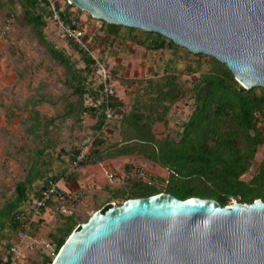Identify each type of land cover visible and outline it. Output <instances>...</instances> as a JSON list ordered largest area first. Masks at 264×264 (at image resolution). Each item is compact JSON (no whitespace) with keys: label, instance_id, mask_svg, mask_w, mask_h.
Instances as JSON below:
<instances>
[{"label":"rangeland","instance_id":"1","mask_svg":"<svg viewBox=\"0 0 264 264\" xmlns=\"http://www.w3.org/2000/svg\"><path fill=\"white\" fill-rule=\"evenodd\" d=\"M56 2L63 11L70 4L68 0ZM44 4L38 5L37 12L44 14L48 40L70 57L79 79L85 78V83L96 87L99 80L97 65L86 69L81 48L65 35L61 24L52 18ZM24 9V0H0V208L15 199L17 183L26 180L30 172L34 174L33 167L43 176L30 186V196L37 194L48 178L64 177L72 182L78 169L89 165L99 166L95 168L102 170L104 165L114 173L112 180L106 175L110 184L117 186L110 193L113 196H117L118 190L135 189L138 169L161 178L157 186H166L170 174L166 167L143 154L117 155L111 148L132 136V127L122 122V117L130 112L167 110L165 121L153 123V132L158 139L179 138L183 123L194 109V99L188 91L177 100H161L157 96V86L163 84L168 75H176L187 88L191 87L199 76L198 60L205 62L211 55L199 59L197 53L178 44L179 48H148L141 41L147 38L145 32L151 31L137 27L131 31L129 26L122 25L117 33L111 34L107 21L73 4L68 8L69 20L77 18L89 49L110 71L119 100L115 118L98 130L99 112L86 109L89 94L81 97L75 91L78 80L73 79L64 65L50 54L46 44L39 40ZM7 25L9 29L4 33ZM135 38L139 42L134 41ZM205 68H209L207 63ZM96 148L100 151L96 159L102 158L99 162L92 160L73 167L72 161L77 154L84 152L88 156ZM263 158L264 144L259 146L249 171L241 178L249 180ZM89 187L92 185L84 186L85 192ZM89 198L96 202L106 200L99 192L90 193ZM88 209V204L82 202L72 216L85 221L93 213ZM64 217L54 208L48 210L34 228L39 243L26 254V263L42 260V254L48 250L45 242H49L63 226ZM13 235L10 225L0 230V263Z\"/></svg>","mask_w":264,"mask_h":264},{"label":"water","instance_id":"2","mask_svg":"<svg viewBox=\"0 0 264 264\" xmlns=\"http://www.w3.org/2000/svg\"><path fill=\"white\" fill-rule=\"evenodd\" d=\"M68 1L108 23L171 36L225 63L245 88L264 87V0ZM111 203L51 264H264L261 198L222 205L161 192Z\"/></svg>","mask_w":264,"mask_h":264},{"label":"trees","instance_id":"3","mask_svg":"<svg viewBox=\"0 0 264 264\" xmlns=\"http://www.w3.org/2000/svg\"><path fill=\"white\" fill-rule=\"evenodd\" d=\"M40 3L42 0H24L25 15L32 23L37 37L46 44L50 54L64 65L73 79L78 80L75 91L81 97L91 92L97 93L95 87L85 83V78H80V81L70 57L48 40L45 34L44 14L37 12ZM72 5L70 3L66 11L62 12L66 21L69 20L68 8ZM107 27L111 34H115L122 25L108 23ZM130 29L136 30L134 27ZM145 34L147 38L141 42L148 48L156 50L166 47L179 48L176 43L167 40L160 33L151 31ZM134 41L139 42L136 38ZM82 49L79 50L85 60L86 69H91L93 59ZM196 55L199 59L207 56L203 53ZM205 63L209 68H205ZM197 71L199 76L193 80V85L189 88L176 75H168L165 82L157 86V96L161 100L168 98L174 101L185 96L188 91L194 99V109L188 120L183 123L179 138L166 136L158 139L153 132V123L165 121L167 110L149 113L130 112L122 117V122L132 127V136L125 142L112 146L114 153L143 154L166 167L170 174L168 183L163 187L149 185L137 179L135 189L123 192L118 190L117 196L113 197L122 199L120 203L129 198L148 197L161 192L170 193L181 199L211 198L222 205L232 204L234 199L235 202L241 203H250L258 198L264 200V158L257 172L249 180L241 178L249 171L259 146L264 144V87L245 88L236 79L232 70L214 56H209L205 62L198 60ZM118 101L116 97L111 103L116 111ZM86 109L99 112L97 128L102 130L105 120L103 113L95 107ZM99 155L100 151L96 148L81 164H87L92 160L95 163L99 162L102 159L101 157L96 159ZM33 171L35 173L30 172L26 180L17 183L15 199L0 208V230L10 225L14 234L18 231L17 214L25 204L32 202L36 197L30 196V186L43 176L35 167ZM48 179L59 181L61 177ZM48 179L42 187L46 185ZM111 205L110 202L102 209L107 210ZM51 207L56 210L54 204ZM63 216H65L63 226H60L50 239L56 255L70 234L75 229H80L81 224L89 218L78 221L72 215ZM54 259L55 256L43 253L42 260L35 261V264H51Z\"/></svg>","mask_w":264,"mask_h":264},{"label":"built area","instance_id":"4","mask_svg":"<svg viewBox=\"0 0 264 264\" xmlns=\"http://www.w3.org/2000/svg\"><path fill=\"white\" fill-rule=\"evenodd\" d=\"M42 2L45 3L52 18L61 24L65 35L71 37L77 45L86 50L92 57L93 63L97 65V71L99 72L97 74L99 78L98 84L95 87L97 93H88V106L99 109L105 117L104 124L108 123L115 118L116 110L111 103L117 97L116 91L111 83L110 71L102 64L100 58L89 49L85 41L84 32L78 26L77 18L76 20L71 18V20L66 21L62 16L63 9L56 0H42ZM7 26L6 30H3L4 33L9 29V25ZM86 156L84 152H80L72 161L73 167L82 163ZM136 174L146 184L159 185L161 183L160 180L153 178L152 175L142 169H138ZM114 176L113 172L109 174L111 179ZM82 198V192L66 190L58 181L48 179L46 185L41 188L39 194L34 197L32 202L25 204L23 209L18 212V231L13 235V239L6 248L0 264H30L31 262L26 263L24 258L28 252L36 248V243H39V237L35 235L34 228L43 219L46 210L54 204L59 213L71 216L75 214V209L81 203ZM48 241L44 244L48 249L46 253L56 257L55 247L50 240Z\"/></svg>","mask_w":264,"mask_h":264},{"label":"crops","instance_id":"5","mask_svg":"<svg viewBox=\"0 0 264 264\" xmlns=\"http://www.w3.org/2000/svg\"><path fill=\"white\" fill-rule=\"evenodd\" d=\"M95 167H99V166H90L89 165V166L82 167V168L78 169L79 173L75 174L76 178L72 182L67 181L66 178H64V177H62L58 181L60 183V185L63 188H65L66 190L82 192L83 198H82L81 204H82V202L87 203L88 208H89L88 210L92 211V212H94L98 209H102L107 203L114 202V204H119L120 202H118V201H122V199L114 198L113 194H110V193H113V191L115 189H117L116 188L117 186H113L112 184H110L109 180L107 179V177L109 179H111L109 177V174L112 171L107 169L104 165L102 166L103 170L101 168H95ZM106 175H107V177H106ZM92 183H94V184H92ZM83 185L84 186L85 185H87V186L92 185V187L86 188V192H85V190H84L85 188ZM108 190H109V192H108ZM98 192L102 193L106 200L96 202V201L91 200L89 198L90 193L96 194ZM85 193H87V194L85 195ZM35 195H37V194H35ZM51 208L52 207H49L46 210L45 216H46V214H48V210H50ZM3 256H4V253H3Z\"/></svg>","mask_w":264,"mask_h":264},{"label":"bare ground","instance_id":"6","mask_svg":"<svg viewBox=\"0 0 264 264\" xmlns=\"http://www.w3.org/2000/svg\"><path fill=\"white\" fill-rule=\"evenodd\" d=\"M86 11V10H85ZM88 12V11H87ZM90 13V12H89ZM169 38H171V36H168Z\"/></svg>","mask_w":264,"mask_h":264}]
</instances>
